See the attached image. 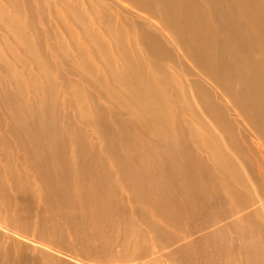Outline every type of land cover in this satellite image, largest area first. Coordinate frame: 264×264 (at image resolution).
Wrapping results in <instances>:
<instances>
[{"label": "bare ground", "instance_id": "6f19581e", "mask_svg": "<svg viewBox=\"0 0 264 264\" xmlns=\"http://www.w3.org/2000/svg\"><path fill=\"white\" fill-rule=\"evenodd\" d=\"M42 1L0 0L5 219L18 228L40 190L49 213L32 214L25 234L63 236L76 261L83 249L107 264L125 250L163 264H264V0ZM124 7L137 18L122 22ZM33 254L23 260L83 264Z\"/></svg>", "mask_w": 264, "mask_h": 264}, {"label": "rangeland", "instance_id": "374dc122", "mask_svg": "<svg viewBox=\"0 0 264 264\" xmlns=\"http://www.w3.org/2000/svg\"><path fill=\"white\" fill-rule=\"evenodd\" d=\"M40 1H42V0H40ZM107 1H108V3L110 5H113L115 7H117V3L120 2V0H116L115 2H114V0H107ZM50 2H51L50 3L51 6H53V5L55 6L54 1L50 0ZM44 9H46V8H44ZM125 11H126V9L124 7V8L121 9V12L118 13V17L120 18V20L122 22L123 21L128 22V20L129 21L130 20L133 21L132 20L133 18H135V19L137 18V17H133L132 15H130L131 13L129 14V13L125 12ZM37 20H39V19H37ZM53 25H55V24H53ZM38 26H40L41 28H44V26H41V25H38ZM53 28H55V27H51L50 29L52 30ZM104 37H106V36H104ZM63 39H66L65 40V45H66L67 42H68L67 38H65V36H64ZM78 42H81V40L80 41L78 40ZM1 50L3 51V47H2ZM3 52L5 53V50ZM63 95L64 94H62L61 98H59V101H58L60 105L61 104L62 105L67 104L66 102L63 103V101H64V99H63L64 96ZM67 106L71 107L69 105H67ZM242 128H243V130L241 131V133L246 132L248 134L250 140H251L250 149L252 150L253 153L256 152V150H257L256 148L260 147L261 142L256 138L255 135L252 134L251 131L245 130L244 127H242ZM15 150H17V149L13 148L12 151H11L12 152L11 153V157L15 161V163L12 166L16 167V172L18 173V176L21 177L23 181H26V179L24 177H30L31 178V176H32V178H35L34 172L31 170L30 167H28V165L24 161L25 160L24 154H22L21 151L19 152V150H17L15 152ZM236 161L244 169V170H240V171H241V174H242L243 178L246 179L247 185L248 186L251 185L252 183L247 180V177L249 176V173L247 171H245L244 166L242 165V163L239 160H236ZM4 169H5L4 163L0 162V173L2 172V176L4 175ZM3 178H4V176H3ZM32 178H31V180L33 181ZM4 182H5L6 185L8 183V185L10 186V189H8L10 191H8L7 195L9 194L10 196H12L14 198H15V196H18L17 193L15 194V192L13 190L14 189V187H13V177H10L8 179L5 178ZM22 186H24V185H22ZM72 192L73 193L75 192V187L74 186H73ZM42 194H43V192L39 190L38 196H40V197H39L38 203H37V201H35L36 203H34L35 205H38V206H36L38 208L34 207L30 211L25 213V214H23V210H22L21 207L18 208V211H19V214H20L19 216H27V217H21L20 219L16 220L18 228L15 226L14 221H7L5 219V210L0 207V263L1 264H6L5 261L9 260V262L11 264H27L23 260V256L27 257L28 259H31L32 258L31 256L34 255L33 253H35V252L37 253L39 251V249H48L50 251H55L56 253L64 256L66 258V260L69 261V262H82L83 264H100V263L101 264H107V262H105V261H103L104 263L100 262L102 260H97V261L96 260H91V259H93L91 257V253H90L91 250L86 252L83 249L80 250V253L83 255V257L81 259H78V261H76L75 258H73L70 255H68V254L63 252V250L65 249L64 245H68L65 242V240L63 239V236L59 240H56L55 242L50 244V242H49L48 238H46L45 234L37 233V236L34 239L28 237L27 236V232L25 234L21 224H23L26 220L33 219V217H34L33 215L34 214L47 216V214H46L47 211H44V208H46V207L44 206V204H42V202L40 200L41 197H42ZM129 207L130 206L125 201L123 210L128 211ZM56 211H59V210H56ZM29 212H31V213H29ZM60 212L61 213L55 214V216H60V214H62L65 218H71V217L65 215V214H70L71 215V213L65 212V211H60ZM47 213H49V212H47ZM129 213H131V211H129ZM131 214H133V213H131ZM118 217L119 218H117V219L119 220V222H123L121 216H118ZM132 217H134V221H137V219H136V217L134 215H132ZM77 218L79 220L82 218L84 221L88 222V224H89L90 220L87 218V216L85 214L77 215ZM62 223H63V221H62ZM62 223H61V225H63ZM54 227L56 228V224H54ZM89 227H90V232H92L93 228L91 227V225ZM120 228H122V230H123V226L122 225H120ZM116 229H117V232L120 230L118 227H116ZM92 233L95 234V235L97 234L94 231ZM186 241L187 240H183L181 243H179L177 245L179 246V245L185 243ZM85 243H88V241H83L82 246ZM177 245L175 244L174 247H176ZM22 246L27 249L28 253H30V256L29 255H23V254L19 253V250L21 249ZM71 248H73V247L71 246ZM118 250H120V248H118ZM84 252L87 253V256L84 255ZM150 253H151L150 256L148 257V259H146V256L143 253L139 252V251H135L134 252L133 250H125V252L123 254V257H121V255H120L119 259H116V258L109 259L110 260L109 264H135V263H140V264H163L161 262L158 263L157 257H156L157 255L155 253H152V252H150ZM114 259H116V260L114 261ZM134 259H135L136 262L130 261V260H134ZM43 262H44V259H43ZM84 262H88V263H84Z\"/></svg>", "mask_w": 264, "mask_h": 264}]
</instances>
